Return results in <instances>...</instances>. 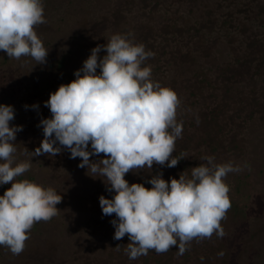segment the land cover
I'll return each mask as SVG.
<instances>
[{
    "label": "clouds",
    "instance_id": "clouds-1",
    "mask_svg": "<svg viewBox=\"0 0 264 264\" xmlns=\"http://www.w3.org/2000/svg\"><path fill=\"white\" fill-rule=\"evenodd\" d=\"M44 23L42 0H0V50L9 58L44 63L48 50L35 30ZM129 36L113 34L105 45L93 48L76 78L50 94L45 106L51 118L40 122L44 138L34 152L25 148L23 155L55 156L61 152L54 146L59 142L71 158H81L78 166L87 167L90 176L105 178L115 195L100 196L99 203L103 215L116 216L111 221L114 239L128 236L129 259L149 250L163 254L173 246L183 255L194 239L225 235L221 221L231 207L225 178L240 168L203 156L206 163L191 168L190 178L183 172L169 182L160 174L148 181L151 188L129 184L124 178L129 172L153 164L171 168L185 158L173 157L183 131V122L177 121L181 101L174 90L151 79V66L144 64L154 53ZM102 49L107 54L101 59ZM13 119V106L0 104V185L11 183L0 196V246L19 255L34 224L58 214L62 196L52 187L16 179L30 170L31 160L17 162L14 141L22 126H10ZM101 153L106 158L90 161Z\"/></svg>",
    "mask_w": 264,
    "mask_h": 264
},
{
    "label": "rangeland",
    "instance_id": "rangeland-1",
    "mask_svg": "<svg viewBox=\"0 0 264 264\" xmlns=\"http://www.w3.org/2000/svg\"><path fill=\"white\" fill-rule=\"evenodd\" d=\"M96 1L101 8L107 7L109 14L105 11L95 16L85 6L82 7L79 17L74 20L69 19L63 24L60 33H57L56 39L59 40V45L53 42L47 47L44 46L48 50L44 63L37 64L31 57H22L20 61L13 58L0 60L2 68L0 71L3 70L9 74L6 78L8 81L5 82L4 73L0 72V104L11 105L14 108V119L9 122L10 126H22V131L16 133L14 141L18 150L17 162L21 161L18 156L23 155L25 148L29 152H34L36 149L34 144H38L39 147L44 138L43 127L37 125H40L42 119L51 118L50 109L45 106L50 94L55 92L61 84L73 81L76 78L74 73L83 67V62L91 55L88 53L90 39L82 40L83 34L86 35L87 31H97L100 36L97 39L94 38L96 42L105 41V38L108 41L113 34H130L129 38L135 43H142L147 48L152 47V43L143 37L148 34V30L146 31L148 27L140 22L132 21V18L118 14L119 11L115 10V13H111L113 4L110 0ZM120 1L123 2L122 5ZM115 2L119 3V10L121 6L127 4V0H115ZM255 2L259 10L264 11V0H255ZM141 29H145L142 34ZM107 33V37L101 36ZM255 39L254 36L251 37L252 42L256 41ZM250 51V55L252 54L250 64L255 58L254 53L257 52L260 56L262 54L259 61L260 67L264 68L262 66L264 65V44L253 43ZM63 55L66 60L63 68L59 69L57 61ZM99 57L103 58V56ZM221 59L224 60L225 57ZM152 62V59L147 60L144 66L150 65L153 72ZM243 66L237 68L246 73L247 68ZM254 69L255 67L251 65L250 73ZM99 72L100 69L97 68V74ZM252 74L245 75L250 80V88L261 87L262 90L260 89L259 93L250 94V107L236 100L231 103V106L224 104L223 107L213 108L211 103L210 109L201 104L198 106L186 97L183 105L189 111L181 112L177 116V121L183 122V131L175 147L179 155L178 159L181 158V154H184L185 158L180 159L175 167L169 168L167 164L163 166L153 164L151 169L129 172L124 177L129 184L141 183L146 188H151L152 185L148 181L156 175L162 174V178L169 182L171 178L179 179L183 172L190 178L191 168L206 163L201 160L203 156H214L217 163L232 162L234 166H239L240 171L229 173L225 178V183L230 188L228 195L231 207L227 211L226 218L221 221L225 232L222 238L213 234L210 239L199 241L194 239L183 255H178V248L173 246L163 254L149 250L146 256L142 255L135 260L129 259L125 253L130 243L128 236L125 235L120 240L114 239L115 227L111 221L116 219L115 214L105 216L101 206L95 207L96 202L89 208L88 202L79 197L80 191H84L86 184L94 183L93 186L104 189L110 185L106 183L105 178L98 180L101 182L99 184L94 181L97 177L92 182L85 179L81 172L87 171V167H80L79 172L62 173L64 162L71 156L70 150L63 147V151L55 155L52 160L47 157V154L38 156L36 161H34L35 156H27V160H31V168L16 179L18 181L28 179L45 188L52 187L58 195L62 196V201L59 203L56 216L47 222L41 221L34 224L29 233L30 238L25 242V248L19 255H14L8 248L0 246V264H55L56 261L62 264L61 259L74 250L87 255L84 257L80 254L78 264H264V79L254 80ZM155 75L152 73L151 79L159 82V78ZM245 77L241 79L244 80ZM160 84L179 91L182 97L186 95L189 98L194 88L192 85L188 87L184 84L182 87L181 84L173 87L168 82H160ZM238 87L236 85L234 88ZM251 90L253 91L250 89V92ZM202 91L206 97L212 93ZM230 95L234 99L240 96L238 94L237 97V93ZM209 98L212 99L210 96ZM204 104L206 106V101ZM243 107L250 110V120L247 117L246 123L243 121L244 112H246L243 111ZM217 108L220 110H215ZM240 114L242 118L239 120ZM217 116L220 118V123L217 118L214 119ZM235 121L236 129H232ZM22 137H27V143L22 140ZM54 146L58 147L59 142ZM90 159L97 161L94 155ZM10 187L11 183L0 185V196ZM96 192L101 195L103 190L97 188ZM102 196L105 197L103 194ZM90 224L92 227H89ZM110 224L112 228L108 229ZM80 232L87 234L88 237L86 235L79 237ZM103 234L105 236L102 237ZM117 246H120L119 250L116 249ZM221 253L223 255H220Z\"/></svg>",
    "mask_w": 264,
    "mask_h": 264
},
{
    "label": "trees",
    "instance_id": "trees-1",
    "mask_svg": "<svg viewBox=\"0 0 264 264\" xmlns=\"http://www.w3.org/2000/svg\"><path fill=\"white\" fill-rule=\"evenodd\" d=\"M110 2L113 4V7H115L113 8L110 6L112 7L111 13H115V10L116 12L119 11L118 14L125 15L126 18H132V21L140 22L148 27V29H146V31L148 30V34L143 37L149 43H152V47L147 48L145 45V50L154 53V56L147 60L151 61L152 59V73H154V75L156 74L155 76L159 78V83L168 82L171 83L173 87L179 84H181V87L183 84L188 87L189 85L194 87L191 91L190 98L186 95L182 97L183 95L180 96L179 91L174 90L177 95L180 96L179 99L181 101L180 107L177 110V116H179L181 112L189 111L187 107L183 105V102H185L187 98V100L195 102L198 106L201 104L208 108L211 103L213 108L215 106L223 107L224 104L231 106V103H234L236 100L238 103H244V105L247 104L248 107H250V94L259 93L261 87L250 88V80L246 78L245 75L250 76V74L253 73L252 78H254V80L260 81V79H264V68L260 67L259 61L262 54L260 56L257 52L254 53L255 58L253 57V62L250 64V58L252 56V54L250 55V49L253 43L258 44L262 42V44H264V11L261 12L259 10L255 0H127V4L121 6V10H119V3L115 2V0H110ZM121 2L122 1H120V3ZM42 3L44 6L46 23L37 26L35 30L45 47L53 42L59 43V40L57 41L56 39L57 33H60L64 26L63 24L69 21V19L74 20L79 17V13H82V7L85 6L87 10L95 14V16H99L102 12L105 13V11L109 14V12H107V7L101 8L96 0H42ZM122 4L123 2L121 5ZM79 6H81V8ZM144 30L145 29H141V34ZM78 31L80 32L81 30ZM86 33L88 35L83 34L84 37H82V40L90 39L89 54H91L93 48L107 43L106 38L105 41L96 42V40H94V38L97 39L100 36L97 31H87ZM108 33H110V31ZM108 33L101 36L107 37ZM250 34L252 35L250 36ZM252 36L256 38V41H251ZM45 37H50L52 39L49 40ZM78 38L80 37L78 36ZM103 50L104 49L98 53V57L107 54L106 51ZM223 56L225 57L224 60L221 59ZM2 59L10 60L12 58H9L4 51L0 50V60ZM65 60V55H63L57 61V67L59 69L63 68ZM242 65L246 66L247 69L245 71L247 74L244 70H238L237 67H242ZM251 65L255 67V69L253 71L251 70L250 73ZM262 66L264 67V65ZM0 72H3V70ZM3 73L4 80L7 82L8 80H6V78L9 74ZM241 77H245V79L243 80ZM236 85L239 87L234 88ZM250 89H253V91L251 90L250 92ZM202 90L211 91L212 93L209 94V96L212 97V99H210L209 96H204ZM255 90L256 92H254ZM231 93H237V97L238 94H240L241 97L239 96V98L235 99L231 98ZM227 97H229V99ZM204 101H206V106ZM243 109V111H246L244 112L243 120L246 123L247 117H249L250 120V110H247L245 107H243ZM215 110L220 109L217 108ZM247 112L249 113L248 116ZM230 113L232 114L231 111ZM251 113L255 115L254 112ZM216 118L220 123L219 116L214 117V119ZM240 118H242V114H240L239 120ZM234 125H236V121L233 126ZM231 128L236 129V126ZM226 133L227 131L225 134ZM178 139L176 142H179ZM22 140L25 143L28 141L27 137H22ZM34 145L35 148L38 147V144ZM58 147L62 149L64 146L59 145ZM61 151H63V149ZM88 151H91L90 144ZM174 153L173 157L178 159V152L174 151ZM94 156L97 160L106 158L103 153ZM18 157L21 161L28 159L26 155ZM47 157H50L52 160L55 156L48 155ZM37 158L39 157L35 156L34 161H36ZM77 158L73 159L70 156L68 160L64 162V167L61 165V168L63 167L61 172H77L80 169L78 165L81 163V158ZM81 175L85 179H88L89 182L95 179V177L90 176L92 174L90 171L88 172V170L81 172ZM99 178L97 177L94 180L95 183H101L98 180H101L102 177ZM93 185L94 183L86 184L84 191H80V195L78 193L80 199L88 202L89 208L93 206L94 202H96L95 207L100 206V197L95 196H102L103 194L107 199H112L114 197L115 192L108 191L109 187L104 189ZM96 187L103 190L101 195L96 192ZM73 193L75 194L76 192ZM56 207L59 208V204ZM87 221H89V219ZM89 227H92V225L90 224ZM109 228H112L111 224L108 229ZM85 235L88 237L87 234H83L82 232L79 233V237ZM101 236L103 237L105 234ZM257 253H260V251H257ZM80 254L87 257L83 252L81 253L74 250L64 257V259H61L63 260L62 264H65V262H69V264H78V256ZM55 264H58L57 261Z\"/></svg>",
    "mask_w": 264,
    "mask_h": 264
}]
</instances>
